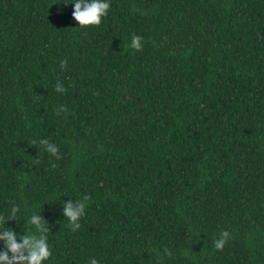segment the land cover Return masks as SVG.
<instances>
[{
    "label": "trees",
    "instance_id": "trees-1",
    "mask_svg": "<svg viewBox=\"0 0 264 264\" xmlns=\"http://www.w3.org/2000/svg\"><path fill=\"white\" fill-rule=\"evenodd\" d=\"M73 2L0 0V229L40 214L44 264H264V0H110L86 27Z\"/></svg>",
    "mask_w": 264,
    "mask_h": 264
},
{
    "label": "clouds",
    "instance_id": "clouds-1",
    "mask_svg": "<svg viewBox=\"0 0 264 264\" xmlns=\"http://www.w3.org/2000/svg\"><path fill=\"white\" fill-rule=\"evenodd\" d=\"M73 4L72 18L78 23L79 27L99 26L102 18L107 15L110 9V0H74ZM142 40L143 37L133 35L131 48L140 51L143 47ZM61 66H65V62L62 61ZM55 90L61 93L66 91L60 82H57ZM56 111L59 114L60 111H66V108L61 106ZM32 143H38L56 159L61 158L58 155V146L49 140L40 139ZM89 199L90 197L84 196L83 199L68 200L63 203L62 214L69 221L68 226L73 231L80 227L78 221L84 216ZM10 203L11 207L7 215L0 214V225H6L10 220L17 221L21 208L15 201ZM27 226L29 230L24 231L23 234H18L14 229L5 226L0 229V241H3V250L0 251V264H44V261L51 256L48 239L45 235L50 231L48 222L40 214H33L29 217ZM32 228L35 230L32 231ZM229 236L227 230L222 231L219 238L213 242L214 247L217 250L223 249ZM90 264H99V261L92 258Z\"/></svg>",
    "mask_w": 264,
    "mask_h": 264
}]
</instances>
